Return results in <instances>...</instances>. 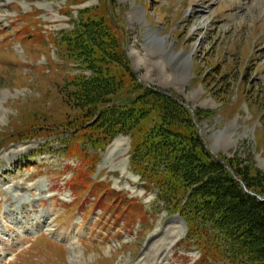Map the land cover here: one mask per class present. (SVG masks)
<instances>
[{
  "label": "rangeland",
  "instance_id": "374dc122",
  "mask_svg": "<svg viewBox=\"0 0 264 264\" xmlns=\"http://www.w3.org/2000/svg\"><path fill=\"white\" fill-rule=\"evenodd\" d=\"M85 9L212 155L264 174L263 0H0V264H228L201 259L134 172L130 136L91 145L75 128L61 91L91 72L59 43Z\"/></svg>",
  "mask_w": 264,
  "mask_h": 264
},
{
  "label": "trees",
  "instance_id": "16d2710c",
  "mask_svg": "<svg viewBox=\"0 0 264 264\" xmlns=\"http://www.w3.org/2000/svg\"><path fill=\"white\" fill-rule=\"evenodd\" d=\"M93 11H79L75 29L60 33L67 56L91 72L61 91L82 112L74 121L78 133L102 146L119 133L130 136L134 172L158 190L171 214L186 221L188 241L203 258L264 264V201L247 193L206 149L183 105L137 82L124 53L107 41L110 18ZM226 162L250 192L264 198L260 170Z\"/></svg>",
  "mask_w": 264,
  "mask_h": 264
},
{
  "label": "bare ground",
  "instance_id": "6f19581e",
  "mask_svg": "<svg viewBox=\"0 0 264 264\" xmlns=\"http://www.w3.org/2000/svg\"><path fill=\"white\" fill-rule=\"evenodd\" d=\"M264 1V0H263ZM256 9V8H255ZM199 29V28H198ZM199 30H197L196 32L193 33V37H195L196 33L198 32ZM188 61V56L186 57V62ZM185 62V63H186ZM185 65V64H184ZM116 145V143L113 145V147ZM112 147V148H113ZM41 225H45V223H42ZM68 235V234H67Z\"/></svg>",
  "mask_w": 264,
  "mask_h": 264
},
{
  "label": "water",
  "instance_id": "95a60500",
  "mask_svg": "<svg viewBox=\"0 0 264 264\" xmlns=\"http://www.w3.org/2000/svg\"><path fill=\"white\" fill-rule=\"evenodd\" d=\"M160 92H162V93H164V94H166L167 95V93H165V92H163V91H160ZM168 95H170V94H168ZM171 96V95H170Z\"/></svg>",
  "mask_w": 264,
  "mask_h": 264
}]
</instances>
